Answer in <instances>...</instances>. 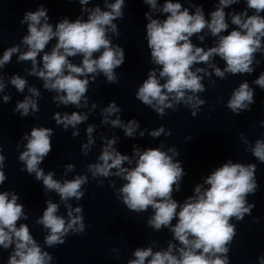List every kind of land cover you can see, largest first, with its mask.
Listing matches in <instances>:
<instances>
[{
  "label": "clouds",
  "instance_id": "9594fccd",
  "mask_svg": "<svg viewBox=\"0 0 264 264\" xmlns=\"http://www.w3.org/2000/svg\"><path fill=\"white\" fill-rule=\"evenodd\" d=\"M91 2L78 0L82 15L74 21L64 18L55 26L49 23L48 9L42 4L35 11H25L20 24L27 26V34L20 44L3 50L0 70L17 54L18 62H31V69L26 70L28 75L38 77L43 81L45 90L56 93L54 103L72 105L76 109L86 108L90 83L101 74L108 83H117L115 70L125 63L124 48L112 41L113 36L120 35L114 21L123 19L125 0H103V9L99 5L89 7ZM188 2L191 8L185 7L181 0H163L162 4H158V0H143L149 9L144 16L150 62L159 67L148 71L135 97L160 117L167 115L166 109L176 111L178 105L190 109L195 117L201 106L206 104L199 95L206 91L202 83L205 77L210 78L214 74L223 80L229 74H252L255 66L260 64L257 54H264V0H218L215 10L208 14L210 18H206L202 5L192 3V0ZM242 2L244 9L230 13L225 11ZM84 14H87L86 19ZM153 14L158 15L154 18ZM229 17L230 24L234 26L231 30ZM205 30L217 38L214 46L207 49L197 46L191 39L195 35L203 42L205 35L201 33ZM53 40L55 43L51 51H45ZM21 45L26 50H22ZM76 56L82 57L79 64L69 59ZM215 57L225 62L223 68L214 63ZM201 64L207 67L197 66ZM8 83L20 93L27 87L29 93L23 100L17 101L14 113H19L21 117L35 116L40 111L39 90L16 74L10 76L6 83L0 71V93L4 92ZM253 83L264 89V72ZM209 84L215 86L216 81L209 79ZM10 99V95L3 96L4 103ZM254 103V89L245 80L232 91L226 107L239 115L250 111ZM96 106L92 104L93 109ZM120 111L115 101L110 102L101 110V124L121 128L126 137L134 138L140 128L138 121L131 119L125 123L118 115L110 119ZM52 118L67 131L69 127L76 129L87 121L88 113L56 112ZM260 124L264 127V120ZM95 127L89 124L86 128L87 143L82 145L84 155L94 143ZM145 131L140 130L139 135L143 137ZM148 134L158 138L161 134L170 136L171 131L161 125ZM53 135L49 127L33 126L30 134L25 132L22 135L21 139L26 141L25 150L20 151L18 156L25 166L22 170L29 175L34 174L35 180L42 182L45 193H57L67 209V218L58 215L60 205L49 199L42 216L35 220L46 232L44 244L48 248L64 244L69 234L85 232L83 207H73L68 201L81 200L85 195L82 188L88 183L85 174L63 181L54 179L52 171L45 174L40 165L52 151ZM72 135H79V131H74ZM241 141L247 145L246 151L264 163V139H257L253 144L241 134ZM116 143L117 138L104 140L98 162L89 163L87 173L100 185L110 177L125 181L116 190L117 199L135 213L152 209L147 225L155 231L168 228L172 233V240L168 241L166 249L154 251L152 246L137 247L132 254L134 259H129L127 264H231L230 246L237 234L236 224L232 221H242L246 215H251L255 207V203H248L247 197L254 195L259 187L257 165L228 160L212 171L203 184H197L194 194L180 204L173 199V192L179 191L186 173L181 162L174 159L178 156L174 147L164 151L161 144L160 147L141 151L134 145L135 165L125 167V163L132 165L133 160L121 154L114 146ZM17 148H20L19 143ZM5 160L3 146L0 145V186L7 180ZM74 169V164L66 165L65 174ZM110 187L115 188L114 181H110ZM18 200L16 192L0 190V249H11L6 264H52L53 255L34 238L29 225L20 222L28 220V215ZM254 222H259V218H254ZM112 251L119 257L120 249L113 248ZM257 260L258 264H264V254Z\"/></svg>",
  "mask_w": 264,
  "mask_h": 264
}]
</instances>
